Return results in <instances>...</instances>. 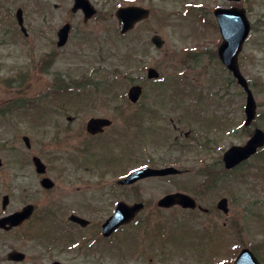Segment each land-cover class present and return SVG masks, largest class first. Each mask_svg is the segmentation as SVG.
Segmentation results:
<instances>
[{"label": "rangeland", "instance_id": "374dc122", "mask_svg": "<svg viewBox=\"0 0 264 264\" xmlns=\"http://www.w3.org/2000/svg\"><path fill=\"white\" fill-rule=\"evenodd\" d=\"M91 2L98 14L86 22L81 11L73 13L74 0H0V216L18 209L21 204L19 159L24 164V177L30 179L26 181L34 179L37 184L33 157L42 158L47 164L51 154L67 151L64 143L53 146L51 138L60 131V122L66 123L68 117L75 115L72 105L98 103L95 109L92 106L82 110L81 121L73 124L75 128H86L84 119L93 114L120 115L117 101L128 92L131 79L147 67H154L160 79L148 83L147 95L159 98L163 111H177L191 118L192 126L180 122L176 134L192 130L191 133L200 137H196V142L188 141L181 134L188 146L180 151L165 150L167 161L180 156L178 168L183 174L160 183L139 184L143 189L139 191V201L158 199L168 192H184L196 197L198 204L208 211L178 209L162 216L142 218V239L148 237L145 246L150 243L159 246L151 238L160 231L157 225L167 222L170 227L169 236L160 241H168L172 250L163 256L155 254L153 264H232L235 254L245 247L252 248L264 264V150L233 173L221 170L224 151L249 139L244 126L247 94L232 73L218 62L217 49L222 38L214 11L219 6L235 4L229 0ZM134 4L148 8L152 14L131 33L120 35L115 12L120 6ZM237 6L247 10L252 29L238 62L258 104L256 125L264 130V0H242ZM19 8L24 9L28 35L22 33L15 18ZM67 23L72 27L69 40L65 46L58 47L57 33ZM153 35H160L165 41L163 49L152 45ZM50 53L54 63L50 64L47 59L44 69L43 63L47 62L44 57ZM193 55L196 67L185 63ZM38 63L40 67H36ZM184 72L191 76L186 77ZM24 76L27 78L21 82ZM82 76L94 82L107 79L111 92L97 95L96 91L58 88L57 79L72 87ZM91 95L96 97L87 101ZM128 107L131 131L141 135V121L134 118L138 110L130 104ZM62 108H66L65 112L53 114ZM137 135L132 133L131 141L136 165L144 148ZM158 135L166 140L173 136V131L160 127ZM23 136L31 137V148L26 147ZM199 142H209L210 148ZM206 167H214L210 171L215 172L210 188L207 182L209 185L211 178ZM37 188L42 191L38 195L40 205L50 203L53 194L42 190L40 183ZM4 195H11L7 211L2 207ZM225 197L230 203L228 215L218 209V202ZM144 221L151 222L150 227ZM21 244L2 236L0 264H9L6 255L13 247L28 255L24 264H42L38 259L45 255L44 247L37 236L30 237L28 244ZM134 248L129 243L125 254ZM148 250L144 264H149L150 255L155 253L153 247ZM111 251L109 264H120L114 256L116 253ZM125 264L137 262L128 260Z\"/></svg>", "mask_w": 264, "mask_h": 264}, {"label": "flooded vegetation", "instance_id": "af4514ba", "mask_svg": "<svg viewBox=\"0 0 264 264\" xmlns=\"http://www.w3.org/2000/svg\"><path fill=\"white\" fill-rule=\"evenodd\" d=\"M48 56H53V54L50 53ZM42 62H44L43 58ZM39 63L36 67L39 66ZM47 64L48 62L43 63L44 69H46ZM150 68L152 67H147L144 70L146 72L144 75V71H140L139 76L134 77L136 79L134 84L143 88L142 96L135 104H132V107L139 112L134 115V118L137 117L141 121V135L137 136H139L144 145L143 150L139 152L138 167L134 162V154L131 149L133 132L131 131V117L127 114L126 109V107L129 108L128 106L131 103L128 99V93L120 96V101H117V113H120V115L93 114L84 119L86 128H75L73 124L81 121L84 108L88 110L92 109L93 106V109H95L98 103L92 101L88 102L89 104L70 105L75 115L68 117L66 123L60 122L59 125L57 123L60 131L54 133L51 138L53 146L60 147L59 145L64 143L67 151L61 155L51 154V160L46 164L47 173L45 175L38 174L37 178L41 186H44V178L50 179L51 182L49 184L51 187L48 189L43 187L42 190L53 194L51 202L40 205L38 195L42 191L37 188L38 183L36 184L34 179L29 182L26 181L30 179L24 177V164L19 159L18 169L21 172L19 176L21 178L18 188L21 194V204L18 209L11 211L7 215L21 211L32 204L34 206L33 214L30 219L23 221L20 226L11 229H1L0 238L6 236L22 244L24 242L28 244L30 237L37 236L44 247L43 254L45 255L38 259L42 264H109L112 254L111 250L116 253L114 256L119 259L118 262L120 264H125L128 260L135 261L137 264H144L143 260L147 259L148 256L147 251L152 249V247L155 253L150 255L148 263L153 264L154 258H156L155 254L163 256L167 251L172 250L168 241H160L161 238L169 236V224H166L167 228H162L153 236L151 235L152 237L150 236L155 241V244L159 245L158 247H155L152 243L145 246L148 242V237L142 239L141 231H143V228L140 227L141 218L162 216V214L172 210H183L179 206L172 207V209L158 206L159 201L167 196L169 192L164 193L158 199L154 198L143 202L144 209L136 215V219L129 224L120 226L109 237L103 234L104 224L115 213L119 203H125L128 206L139 203V191H143L139 184L160 183L169 177L149 176L129 184H123L122 180L128 178L138 168L150 167L159 169L178 166L180 156H178L179 158L173 157L170 161H167L165 150L173 149L174 151L175 149L180 151L186 145L188 146L186 140L196 142L197 136L191 133L192 130L187 133L176 134V131H179L180 122H187L192 126L191 118L184 117L183 114L177 111H163L162 106L159 104V98L147 95L148 83L160 79V75L157 76L159 77L158 79H149ZM24 77L20 80L21 82H24L27 78L26 76ZM57 81L58 85L60 84L58 88L61 87L60 89L63 90H69L70 88L84 89L90 92L96 91L97 95L111 92L107 79L94 82L93 80L90 81L89 77L82 76L79 83L73 84L72 87L63 84L59 79ZM94 83H99V85H94ZM91 97H96V95L89 96L87 101ZM188 97L190 98V96ZM33 103L31 102V104ZM169 106L173 107V105ZM66 108L69 109L68 107ZM66 108L60 109L57 113L65 112ZM178 114H180L179 117L181 119L177 118ZM94 118H106L110 124L105 125L100 132L91 134L88 131V125ZM160 127L172 130L173 136L170 135L169 139L166 140L162 135L157 137ZM255 127H257L256 124L252 125L251 128L254 130ZM253 130H248L249 137ZM181 134H185L186 140ZM29 139V148H31V137ZM72 140L74 141L73 143H71ZM8 196L11 198V195ZM27 197L29 198L27 199ZM10 203L9 200L6 211L10 209ZM2 217L0 216V218ZM33 225L37 226V230L32 231ZM137 232L139 233L137 234ZM131 242L135 248L132 249L131 253L125 254L124 249ZM13 250H18L25 255L22 261L9 260L8 254ZM8 254L6 258L9 264H24L27 262L28 255L26 252L17 248L13 247ZM129 257L131 259H128Z\"/></svg>", "mask_w": 264, "mask_h": 264}, {"label": "water", "instance_id": "95a60500", "mask_svg": "<svg viewBox=\"0 0 264 264\" xmlns=\"http://www.w3.org/2000/svg\"><path fill=\"white\" fill-rule=\"evenodd\" d=\"M239 1V0H234ZM75 8L77 11L78 8H82L84 10L87 19L94 16L96 10L89 0H75ZM117 17L120 25V32L126 33L135 27L136 23L142 21L149 17L150 12L147 9L139 8L135 6H130L128 8H121L117 13ZM23 11L19 9L16 17L19 19V23L21 27H23L24 18L22 17ZM217 19L219 20L220 30L222 31L223 41L224 43L219 48L220 58L222 62L231 70L235 77L238 80V83L244 87L248 94L247 99V108L246 113L248 116L246 124L248 125L255 117L256 103L254 99V95L251 92L249 83L247 79L244 77L242 73H240L239 65H238V56L240 54V50L242 49L243 44L245 43L247 37L250 34V23L246 17V12L240 8H232V9H222L218 8L216 12ZM70 27L69 25L65 26L60 32L59 36L61 38L60 45H64L67 42V37L69 33ZM153 42H155L158 47L163 46V42L159 36H155L153 38ZM156 70L150 71V77L157 76ZM141 94V88L134 86L130 91L129 97L133 101L138 100V97ZM110 122L106 119H93V121L89 124V131L91 133L100 132L105 125H109ZM264 146V132L262 130H257L253 139H251L245 146H234L224 155V160L226 162L227 168H234L236 165L242 163L250 156L256 154L259 148ZM36 165L38 171L45 172L44 164L40 161V159L36 158ZM1 164V159H0ZM170 173H178V171L172 167L169 169H162L160 171L154 169H141L133 176L130 177L131 180L149 177V175H168ZM48 180L44 182L45 186L49 187ZM8 198H5V206L7 205ZM174 201H178L181 205L184 206H193L195 205L193 201H191L188 196L182 194L171 195L166 198L162 204L163 205H171ZM219 207L226 213L228 212V203L227 200H222L220 202ZM140 206L134 207V210L128 211L125 208L119 207L118 212L114 217H112L108 223L105 225V232L109 233L113 231V229L119 227L120 224L125 222H129L132 218L133 213L138 211ZM30 210L32 207H28L25 211H21V213H17L8 218L0 219V226L9 224H20L24 218L30 215ZM11 259H22L23 256L17 252H12L10 255ZM234 264H260L257 257L252 253L249 249H244L240 254L238 259Z\"/></svg>", "mask_w": 264, "mask_h": 264}]
</instances>
